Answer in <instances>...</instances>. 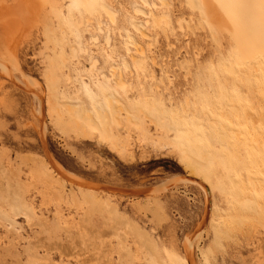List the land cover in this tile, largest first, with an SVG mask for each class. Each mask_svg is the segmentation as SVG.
Segmentation results:
<instances>
[{"label":"rangeland","instance_id":"1","mask_svg":"<svg viewBox=\"0 0 264 264\" xmlns=\"http://www.w3.org/2000/svg\"><path fill=\"white\" fill-rule=\"evenodd\" d=\"M103 1L115 19L103 9L81 14L77 0H0V9L11 10L0 29V59L9 58L3 61L18 82L0 65V264H184L186 255L192 264H264L263 58L235 64L234 41L222 31L215 37L188 0ZM133 5L163 20L138 15ZM132 17L144 21L143 33L130 26ZM124 29L144 55L133 47L127 53ZM113 67L124 80L114 106L120 126L111 123L102 143L67 109L70 102L89 106L84 85L97 92L107 77L114 84ZM26 85L47 94L46 113ZM42 140L80 183L69 181L61 193L46 188ZM190 156L209 162L211 221L204 191L181 179H204ZM23 198L33 212L23 210ZM28 244L46 260L29 262Z\"/></svg>","mask_w":264,"mask_h":264},{"label":"bare ground","instance_id":"2","mask_svg":"<svg viewBox=\"0 0 264 264\" xmlns=\"http://www.w3.org/2000/svg\"><path fill=\"white\" fill-rule=\"evenodd\" d=\"M18 1L19 0H16V2H18ZM29 1H33V3H35V4L37 3V5H38L37 0H29ZM160 1H161V4H164V5L168 4V2H166L167 0H160ZM188 2L193 7H197V6L200 7L201 12H202V16L204 18V21L209 26V29L212 30V33L215 35V37L218 36L217 33H221L220 31H222V32L227 33L230 36L231 40L234 41L235 48H234V56L233 57H234V60H235L234 61L235 64L237 63V64L243 65V63H246L247 61H249L251 59L253 60L254 58H256V60L254 59V61L257 62L258 61L257 57L258 58L262 57L263 58L262 61L264 62V0H188ZM143 3H144V5L145 4L149 5V6L153 5V4H149L148 0H144ZM1 4H4V3H1ZM135 5H133V6H135ZM153 6H151V7H153ZM156 6L157 5H155V7ZM0 7H1V5H0ZM23 7H24V5H23ZM73 8H76L81 14L84 11H91V10L97 11L99 9H101V10L103 9L105 12L110 14L113 17V19L116 18L115 15L113 14V11H111L109 9V7L104 3L103 0H85L84 3L77 0L75 5L73 6ZM134 11L133 12L138 14V15L142 14V16L144 15V17L147 16V17L151 18L152 21L155 22V23H161V21L163 20V17L159 18L157 15H155V13H153L154 11H152V10H151V12L146 13L145 10H142V8H139V7L135 6ZM10 13H11V10L8 9V8H3L2 7L0 9V29H2L1 27L3 26L4 17H7V15L10 14ZM41 19H42V17H41ZM132 19H133V17H132ZM138 21H139V19H138ZM142 23H141V20H140V23L136 22V18H135V20L133 19L131 21L130 26L135 31H137L136 33L140 32V34H141V33H143V30H145L144 26L146 25V24L143 25L144 23L143 24ZM99 28H100V31H102L101 25H99ZM124 33H125V37H126L125 44H126L127 53L130 54L131 52L136 50L137 54H139L140 56L144 55V51L140 47L141 44L139 45L140 41H139V43L136 41L137 39H135V37H134L135 35H133L134 33L132 34V32L127 30V29H124ZM144 35L146 37L147 34H144ZM78 37H79V39H81V33L80 32L78 33ZM143 38H144V36H143ZM94 40L97 41L98 38L94 37ZM110 40H111L110 35H107L106 36V42L108 44L110 43ZM79 42L81 44V40ZM131 47H133L135 50L132 51ZM6 48L8 49V46ZM7 49H5V50H7ZM5 53H8V52L6 51ZM15 56H16L15 53L14 54L13 53H11V54L9 53L8 57L11 58L10 60L12 62H16L17 63ZM131 57H132V60H134L136 64L141 63V61L143 59V58L138 59L133 54H132ZM4 58H2V59L5 60V61H6V59H9L7 57H6V59H4ZM3 60L0 59L1 67L5 68L6 74L8 76H10V78H12L14 83L15 82L18 83L17 80H15V78L13 77V75L11 73V69L9 67L10 65L8 66V64H5V62ZM260 61H261V59H260ZM260 61H258V62H260ZM249 62H248V64L251 65L252 62L251 63H249ZM122 64H123L124 68H126V69L130 68L129 62H128V60L126 58H122ZM17 67H18V65H17ZM2 68H1V70H2ZM51 69H53V64L51 66ZM116 69L117 68H114V67L112 68V72H113L112 73V77H114V78H115V75H116V71H115ZM1 72H3V71H1ZM106 81H107V83L100 84L98 86L97 92L93 91L87 85L83 86V91H84V93L86 94V96L88 98L89 106L85 107V106H82L80 103L70 102L68 105L72 106V108H68L67 109L69 113H74V112L78 111L80 113V116H81L80 118H82V121L87 125L89 130H91L93 132H97L99 134V137H100L99 139L103 140L102 143H104V141L107 142V140L109 141V138H110V130L109 129H110L111 123H113L117 127L120 126V118H119V113L120 112L117 109L115 110L114 106L116 104H119V102H120L119 98H118V95H117L116 88H122L123 85H124V80H123L122 76H119V77L115 78L114 84H112V79H109L108 77H107ZM29 82H31V80ZM263 88H264V86H263ZM24 89L30 90L31 92H33L31 94H34V95H36L39 98V101H40V104H41V108H40L41 112H40V114L41 113L43 114L45 112L46 107L48 106V108H49V106L51 104V101H50V99H48L47 94L44 93L45 96H46V98H44L42 93H39V92H36L35 90H32L33 87H31V85H29V86L26 85V87ZM117 107H118V105H117ZM249 114L247 115L248 117L251 115V114L250 115ZM44 116H45V114H44ZM42 117H43V115H42ZM251 117H253V115ZM251 117H250V119H252ZM42 127H44V126H42ZM45 130L46 129H44V131ZM145 136H146V134H145ZM43 138H45V137H43ZM142 138H144V137H142ZM127 139L128 140L130 139L129 135L127 136ZM144 139L147 140L146 137ZM44 140H42V145H43V148H44V152H45L44 156H45L46 160L43 159V161H42V166H41V169H40L41 173L40 174H41V177L43 178V181H44V184H45L46 188H49V189H52V190L55 189V191H58V193H61V190H58V189H60V186L65 187L66 183H70L69 181L73 180L75 182L80 183L82 181V179H80V177L74 176L71 173L67 172L65 169H63V167L59 163H57L54 159H52V157L50 158V156L47 153V148H46V144H45ZM261 140H262V143H261V147L259 148L260 149L259 151H261V152H259L260 155H261V153L264 154V138H262ZM153 143H155L154 140H153ZM153 146H155V145H153ZM0 162H1V160H0ZM190 163L192 165V168L195 170V172H197V174L204 173V179L200 180V179H198L197 176H192L190 174L187 175L186 177H181V179L184 180L185 182H188V183L194 185V186H198L199 188H201L202 191H204V193L206 194V204H205L206 216H208L209 220L211 221L212 218L216 215V209H215V205H214V201H213V199H214L213 189L210 186L209 180L207 179V175H206L207 168L209 167V162L208 161H202L201 159H197L194 156H190ZM262 172H264V171H262ZM249 180L251 181V180H253V178L251 177V178H249ZM243 182L244 181L242 180V184H243ZM78 187L81 188L82 186H78ZM113 189H114V191H118V192H121V193H124V194H126V193L127 194H139V193L146 192V190H143V189H128V190L123 189V188H113ZM154 189L155 188H151L150 190L154 191ZM91 190H93V189H91ZM94 191H92V192H94ZM245 192H246V188H244L242 198L246 197ZM263 193H264V191H263ZM20 195H22V194H20ZM93 196H94V198H97L95 196V194ZM24 198L22 199V202L20 201L21 202L20 204L22 205L23 210H25V211H29L30 210L31 212H33L34 208L30 207V205L27 203V201ZM242 198H240L238 203H240V204L243 203L244 200H242ZM52 201H54V200H52ZM56 202H58V201L56 200ZM50 205H51V203H50ZM44 206H46V205H44ZM56 209H58V208H56ZM59 211H61V210H59ZM22 213H24V215L28 218V220L29 219H31V221L33 220V217L27 216V213H25V212H22ZM33 214L36 216V213H33ZM19 215H20V213H19ZM57 215H59V214H57ZM37 216H39V215H37ZM14 217H16V216H14ZM38 218H40V217H38ZM59 218H60V216H59ZM40 220H42V219H40ZM63 221H65V220H63ZM58 222H60V221H58ZM63 224H65V223H63ZM10 225H12V228H13L14 223H11ZM196 228H198V227H196ZM63 230H65V229H63ZM198 232H200V231H198ZM193 237H196V235L193 236ZM36 239H37V237H36ZM43 240H45V239H43ZM189 241H190V239H187L186 243L188 244ZM29 244L27 246V252H28V259L27 260L29 262L31 260V262H32V261L38 259L39 256H38V253L35 250V248L32 247ZM35 245L38 246V243H36ZM47 249H48V245H47ZM188 249L191 250V248L186 245L187 253L189 252ZM110 251H112V250H110ZM101 253H103V254H100V255H104V252H101ZM75 255H77V254H75ZM81 255H83V254H81ZM125 255H126V253H125ZM104 256L106 257L107 255H104ZM189 256H191V255H189ZM189 256L186 255V259L184 261L185 262L184 264H192V262L189 260ZM41 257L42 256H40V258ZM46 257H48V256H46V253H45V256H43L41 258V260L42 259L46 260ZM77 257L79 258L78 255H77ZM47 259L49 260L50 258H47ZM48 260H47V262H48ZM73 260H75V259L73 258ZM77 260L79 261V259H77ZM104 261H106V260L104 259ZM35 264H37V263H35ZM43 264H45V262ZM49 264H54V263L53 262H49ZM106 264H107V261H106Z\"/></svg>","mask_w":264,"mask_h":264}]
</instances>
